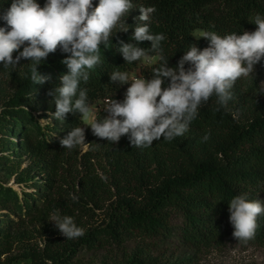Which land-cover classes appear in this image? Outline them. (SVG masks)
<instances>
[{
  "label": "trees",
  "instance_id": "trees-1",
  "mask_svg": "<svg viewBox=\"0 0 264 264\" xmlns=\"http://www.w3.org/2000/svg\"><path fill=\"white\" fill-rule=\"evenodd\" d=\"M12 2L0 0V16ZM45 2L37 0L41 6ZM92 2L98 5L99 0ZM131 2L133 8L123 18L128 31L113 30L108 45H100L101 62L87 70L88 82L80 83L87 89L90 107L108 98L120 100L129 85L112 82L114 71L130 75L138 71L151 78L157 64L144 65L142 60L127 63L120 52L121 42L151 48V42L138 43L132 38L136 25L144 23L138 20L140 7L156 8L147 23L152 34L166 37L161 48L172 68L191 44L200 49L208 45L204 38L195 39L194 32L242 34L255 30L256 14L264 16V0ZM0 27H6L2 19ZM68 55L58 48L41 62L38 72L48 77L42 84L30 79V60L21 59L15 67L22 68V80L4 103L2 115L19 134V153L28 162L19 176L27 180V187L17 193L0 184V210L6 213L0 217L3 254L31 234L18 233L24 227L37 229L44 246L23 250V258L41 264H73L80 251L120 249L134 240L140 244L116 264H194L193 257L172 262L176 258L175 254L168 256L172 245L195 256L220 249L227 242L242 247L264 245V216L258 218L255 238L247 245L232 236L229 221V202L234 196L264 200V110L258 109L245 79L237 80L226 108L213 96L183 136L171 142L161 137L150 147L140 148L133 147L128 136L118 143L99 139L79 113H68L62 121L50 115L56 111L55 90L69 72L62 63ZM0 68L6 74L15 69ZM39 119L48 123L42 126ZM77 126L85 128L87 150L81 155L75 148L60 145ZM55 211L72 216L85 234L66 239L49 221ZM98 212H103L99 222Z\"/></svg>",
  "mask_w": 264,
  "mask_h": 264
},
{
  "label": "clouds",
  "instance_id": "clouds-1",
  "mask_svg": "<svg viewBox=\"0 0 264 264\" xmlns=\"http://www.w3.org/2000/svg\"><path fill=\"white\" fill-rule=\"evenodd\" d=\"M132 8L131 0H99L95 7L92 0H46L43 6L37 0H13L0 16L6 22V27H0V65L7 69L16 67L21 59L30 60V79L34 84H42L48 77L38 72L41 62L58 48L68 53L62 63L69 72L61 77L62 86L55 90L56 111L50 115L62 121L68 113H79L99 139L118 143L122 136H128L133 147L144 148L161 137L171 142L183 136L199 109L213 96L218 105L226 108L237 80L251 76L254 66L264 58V16L256 14L254 31L223 36L203 31L195 38H204L208 45L200 49L191 44L177 67H169L161 48L166 37L152 34L147 23L156 8L142 6L138 20L144 23L136 25L132 38L138 43L151 42V48L121 42L120 52L127 63L142 60L157 66L152 67L150 79L132 76L127 71L112 72V82L129 86L122 101L105 100L103 110L107 115L101 118L88 105L87 89L81 88L80 83H87V70L101 62L100 45H108L113 30L119 27L120 31H128L123 18ZM14 53H18L15 58ZM60 145L69 150L87 146L85 128L74 127L60 140ZM229 212L232 236L247 245L255 238L258 218L264 216V200L236 195L229 202ZM49 221L66 239L85 234L72 216L55 211Z\"/></svg>",
  "mask_w": 264,
  "mask_h": 264
},
{
  "label": "rangeland",
  "instance_id": "rangeland-1",
  "mask_svg": "<svg viewBox=\"0 0 264 264\" xmlns=\"http://www.w3.org/2000/svg\"><path fill=\"white\" fill-rule=\"evenodd\" d=\"M97 6L93 3V7ZM202 31H196L193 34L195 38ZM196 39V38H195ZM142 64L148 65L142 61ZM151 66V65H149ZM15 68V67H14ZM132 76H140L138 71H134ZM22 68H15L7 74L0 68V184L5 187H11L17 193L27 187V180L20 178V172L28 166L25 157L19 153L17 146L19 141V134H15L13 125L9 119L2 115V108L4 103L9 100L15 93L17 87L21 83ZM248 88H251L254 99L257 102L258 109L264 110V63L261 61L254 66V72L248 78H245ZM247 87V86H246ZM126 91L120 94V100L124 99ZM104 104L96 102L93 105L99 116L103 118L107 115L104 112ZM37 118L39 114H36ZM42 126L48 122H42ZM84 125L87 121L83 120ZM87 146H78L75 152L79 155L84 154ZM101 213V214H99ZM103 212H98L100 217L98 222L102 219ZM6 213L0 210V217ZM173 225H176L173 223ZM30 232L28 237L24 236V240L16 242L10 253L3 254L0 248V264H41L32 263L30 260L23 258V250H38L44 246L37 229L34 227H24L18 230V233ZM43 231V230H42ZM173 243L174 241H170ZM140 244L139 240H134L131 243L125 244L120 249H105L99 251H80L75 257L73 264H116L128 254H132L135 248ZM174 244V243H173ZM165 247V246H163ZM162 247V248H163ZM175 254L176 258L172 262H176L179 258H195L194 264H264V245L260 247H242L233 242H227L224 246L217 250H211L199 255H192V253L185 252L184 250L177 249L174 245L171 246L168 256ZM50 264V263H48Z\"/></svg>",
  "mask_w": 264,
  "mask_h": 264
},
{
  "label": "built area",
  "instance_id": "built-area-1",
  "mask_svg": "<svg viewBox=\"0 0 264 264\" xmlns=\"http://www.w3.org/2000/svg\"><path fill=\"white\" fill-rule=\"evenodd\" d=\"M100 102H102V104H104V105H105V101H100Z\"/></svg>",
  "mask_w": 264,
  "mask_h": 264
},
{
  "label": "crops",
  "instance_id": "crops-1",
  "mask_svg": "<svg viewBox=\"0 0 264 264\" xmlns=\"http://www.w3.org/2000/svg\"><path fill=\"white\" fill-rule=\"evenodd\" d=\"M92 108H93V106H92Z\"/></svg>",
  "mask_w": 264,
  "mask_h": 264
}]
</instances>
